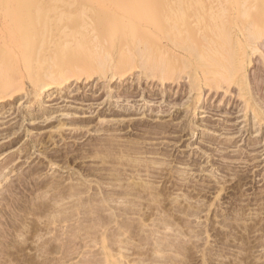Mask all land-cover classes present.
Instances as JSON below:
<instances>
[{
	"label": "rangeland",
	"instance_id": "obj_1",
	"mask_svg": "<svg viewBox=\"0 0 264 264\" xmlns=\"http://www.w3.org/2000/svg\"><path fill=\"white\" fill-rule=\"evenodd\" d=\"M131 1L113 37L132 59L125 71L82 74L35 96L15 57L23 83L0 103V264H264L255 54L248 103L234 83H200L196 100L186 72L162 82L129 53L139 35L150 45L161 37L129 27L151 19L156 0ZM222 4L213 10L235 14L234 0Z\"/></svg>",
	"mask_w": 264,
	"mask_h": 264
},
{
	"label": "bare ground",
	"instance_id": "obj_2",
	"mask_svg": "<svg viewBox=\"0 0 264 264\" xmlns=\"http://www.w3.org/2000/svg\"><path fill=\"white\" fill-rule=\"evenodd\" d=\"M42 1L0 0V103L13 95L15 90L12 88L10 92L9 88L17 83L15 80L20 78L23 83L19 59L21 64L23 61L22 67L30 71L26 75L32 85L28 93L35 96L69 78L79 80L82 74L90 78L93 72L103 75L108 71L114 76L132 65V59L124 56V44L119 41L115 44L113 37L114 31H123L129 22L123 18L126 8L134 2ZM223 1L229 0H156L155 15L150 19L149 14L143 16L142 12L139 25L133 23L129 27L133 31L139 29L140 33L153 26L161 37L150 45L142 43L139 35V47H133L129 53L139 54V65L142 63L146 74L156 76L159 81L176 80L186 72L191 86H188L189 92L194 91L196 95L200 94V83L214 89L223 88V83L227 86L234 83L240 97L249 98L251 78L254 76L255 84L264 78V0H234L237 9L234 15L225 8L213 10L224 6ZM143 5L141 8L149 12V7L145 4L143 8ZM109 12L113 14L111 17ZM132 13L130 16L137 19L136 13ZM53 15H63V18L54 22ZM43 49L49 51L45 56L41 54ZM17 54L19 59L15 58ZM254 54L253 60L258 63L253 65L254 75L249 77L247 68ZM248 98H244L246 103Z\"/></svg>",
	"mask_w": 264,
	"mask_h": 264
}]
</instances>
